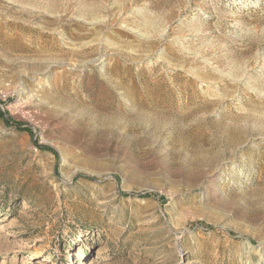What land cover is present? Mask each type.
<instances>
[{"label":"rangeland","instance_id":"obj_1","mask_svg":"<svg viewBox=\"0 0 264 264\" xmlns=\"http://www.w3.org/2000/svg\"><path fill=\"white\" fill-rule=\"evenodd\" d=\"M0 264H264V0H0Z\"/></svg>","mask_w":264,"mask_h":264},{"label":"bare ground","instance_id":"obj_2","mask_svg":"<svg viewBox=\"0 0 264 264\" xmlns=\"http://www.w3.org/2000/svg\"><path fill=\"white\" fill-rule=\"evenodd\" d=\"M3 232H5V230H4V229H2V227H1L0 233H3Z\"/></svg>","mask_w":264,"mask_h":264}]
</instances>
